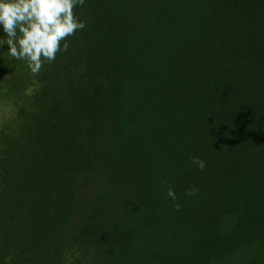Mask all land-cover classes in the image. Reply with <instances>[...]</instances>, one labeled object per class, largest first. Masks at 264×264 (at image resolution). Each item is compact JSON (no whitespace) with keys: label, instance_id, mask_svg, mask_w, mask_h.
I'll use <instances>...</instances> for the list:
<instances>
[{"label":"trees","instance_id":"1","mask_svg":"<svg viewBox=\"0 0 264 264\" xmlns=\"http://www.w3.org/2000/svg\"><path fill=\"white\" fill-rule=\"evenodd\" d=\"M74 11L39 75L0 46V264H264V0Z\"/></svg>","mask_w":264,"mask_h":264},{"label":"clouds","instance_id":"2","mask_svg":"<svg viewBox=\"0 0 264 264\" xmlns=\"http://www.w3.org/2000/svg\"><path fill=\"white\" fill-rule=\"evenodd\" d=\"M85 0H0V25L7 39L9 56L27 63L32 75H39L45 63H53L57 54L67 52L66 42L77 31L83 30L86 23L75 14V8L83 6ZM192 162L201 171L206 162L192 157ZM197 188L186 190V195L195 196ZM168 197L177 201L175 191L169 187ZM176 211L181 210L177 202Z\"/></svg>","mask_w":264,"mask_h":264},{"label":"rangeland","instance_id":"3","mask_svg":"<svg viewBox=\"0 0 264 264\" xmlns=\"http://www.w3.org/2000/svg\"><path fill=\"white\" fill-rule=\"evenodd\" d=\"M0 120L3 121L11 112L12 109L10 107H3V105L0 104Z\"/></svg>","mask_w":264,"mask_h":264}]
</instances>
